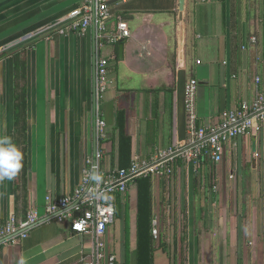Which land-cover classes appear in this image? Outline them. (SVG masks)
Here are the masks:
<instances>
[{
    "label": "crops",
    "instance_id": "obj_1",
    "mask_svg": "<svg viewBox=\"0 0 264 264\" xmlns=\"http://www.w3.org/2000/svg\"><path fill=\"white\" fill-rule=\"evenodd\" d=\"M83 2L0 0V135L24 153L20 175L0 184V264H138L136 182L115 195L120 216L103 239L47 215L46 198L74 194L97 146L98 170L120 169L121 113L131 161L151 162L189 144L191 80L201 124L264 95V0H185L182 18L179 0H107L109 33L124 24L130 36L102 49L107 129L97 143L94 30L59 33ZM171 168L151 176L153 264H264V127L227 144L220 163L179 157ZM34 209L26 239L2 237L11 217Z\"/></svg>",
    "mask_w": 264,
    "mask_h": 264
},
{
    "label": "built area",
    "instance_id": "obj_2",
    "mask_svg": "<svg viewBox=\"0 0 264 264\" xmlns=\"http://www.w3.org/2000/svg\"><path fill=\"white\" fill-rule=\"evenodd\" d=\"M110 18L111 13L107 0H84L81 7L70 15L68 26L59 30L61 35L69 32L83 35L89 30H94L93 120L97 143L105 138L107 129V124L100 113V103L108 87L110 61L102 55V49L106 44H113L130 36L129 30L124 24L119 25L115 34L109 33L108 21ZM197 96L198 82L191 80L185 91L189 144L182 148L159 151L151 162L132 161L131 166L127 169L102 173L104 183L99 188L90 182H85L87 172L93 167L98 169L97 165L103 157L102 151L97 146L94 157L87 160V167L84 169L83 180L79 188L73 195L62 200L47 197L46 214L54 216L60 222L70 220L71 229L76 234L94 233L97 239H103L109 226L115 220L116 207L114 204V209H110L102 200L89 198L88 191L90 189L108 191L113 197L116 194H125L129 184L135 182L139 177L172 174L171 164L179 157L193 161L203 159L216 164L220 163L223 160L227 144L238 137L249 134L256 126L264 127V95L262 94L253 102H242L236 109L222 113L211 124L200 123ZM71 205H74L73 210L70 209ZM76 213H79V217H76ZM39 220L40 215L37 209L31 210L20 222L13 216L5 225L1 235L10 237L12 240H16L19 236L26 239L25 232L36 225ZM74 224H80L81 228L75 230ZM22 231L23 233L18 235ZM152 234L158 238L159 231L156 220H153ZM99 247L103 250L104 243H99Z\"/></svg>",
    "mask_w": 264,
    "mask_h": 264
},
{
    "label": "trees",
    "instance_id": "obj_3",
    "mask_svg": "<svg viewBox=\"0 0 264 264\" xmlns=\"http://www.w3.org/2000/svg\"><path fill=\"white\" fill-rule=\"evenodd\" d=\"M118 129L120 130V169H127L131 166V139L125 131V118L123 113L118 118ZM203 159L199 160L202 161ZM137 186V255L138 264H153L154 236L152 234V179L151 176L139 177ZM118 201L120 196L118 195ZM117 215L120 212L117 210ZM120 216V215H119ZM116 217V216H115Z\"/></svg>",
    "mask_w": 264,
    "mask_h": 264
},
{
    "label": "clouds",
    "instance_id": "obj_4",
    "mask_svg": "<svg viewBox=\"0 0 264 264\" xmlns=\"http://www.w3.org/2000/svg\"><path fill=\"white\" fill-rule=\"evenodd\" d=\"M97 159H99V156H97ZM23 168L24 153L14 142L13 138L5 132L0 135V184H3L5 181H14L20 175ZM85 182H90L99 188L104 183V176L96 167H93L87 172ZM88 197L95 200H102L110 209H114V197L108 191L90 189L88 191ZM73 227L75 230H79L81 225L74 224ZM244 231L246 235H250L247 225ZM19 264H27L23 256H21Z\"/></svg>",
    "mask_w": 264,
    "mask_h": 264
},
{
    "label": "water",
    "instance_id": "obj_5",
    "mask_svg": "<svg viewBox=\"0 0 264 264\" xmlns=\"http://www.w3.org/2000/svg\"><path fill=\"white\" fill-rule=\"evenodd\" d=\"M179 5H180V13H181V18L183 17V13H184V10H185V0H179ZM76 217H79V216H76ZM23 233V231L21 232ZM21 233H19V235H21Z\"/></svg>",
    "mask_w": 264,
    "mask_h": 264
}]
</instances>
